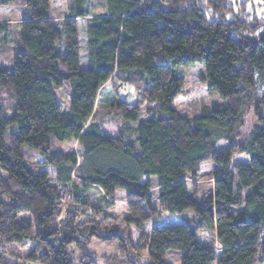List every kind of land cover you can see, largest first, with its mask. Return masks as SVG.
<instances>
[{"label": "trees", "instance_id": "obj_1", "mask_svg": "<svg viewBox=\"0 0 264 264\" xmlns=\"http://www.w3.org/2000/svg\"><path fill=\"white\" fill-rule=\"evenodd\" d=\"M255 1L67 0L56 20L50 0H23L12 68L0 66V264H163L167 250L180 264H264V0ZM9 30L0 22V43ZM193 64L227 105L184 117L179 72ZM93 238L119 253L96 256Z\"/></svg>", "mask_w": 264, "mask_h": 264}, {"label": "rangeland", "instance_id": "obj_2", "mask_svg": "<svg viewBox=\"0 0 264 264\" xmlns=\"http://www.w3.org/2000/svg\"><path fill=\"white\" fill-rule=\"evenodd\" d=\"M255 1V0H254ZM260 2V0H256L253 2L254 5H257L256 2ZM68 2L67 0H50V7L49 12L51 17L56 18V20H62L67 15V8ZM255 13L257 15L261 14L262 8L258 6L255 7ZM248 11H252L253 8L248 5ZM29 15L28 10L26 9L23 0H14L11 5L8 6L6 9L0 10V22L7 23L9 26V33L7 34V42L0 43V66H7V68H12V55L13 49L17 43V33L15 26L24 18ZM81 36V34H80ZM3 36L0 35V39ZM2 40V39H1ZM0 40V41H1ZM3 41V40H2ZM83 65V62H82ZM180 75L183 77L184 83L181 88V92L178 94L177 98L175 99L174 108L178 111L181 116L184 117H191L193 116L198 108L203 105L208 107L212 106H225L227 105V100H224L218 97L216 94H211L205 85V82L201 80V77L204 76L203 66L200 64H193L187 67L185 70L179 72ZM57 97L61 105V109H66L67 107V88L63 87L58 89ZM7 103V102H6ZM105 122H108L107 130L111 133L115 132L116 126L113 122H111L109 117H105ZM251 120V121H250ZM253 119L249 117L248 125L246 130L249 129L251 122ZM63 148L65 151L70 152L76 149L74 143L63 144ZM33 158V155L30 156V160ZM237 161L242 163H247V156L246 154H240L236 157ZM208 174L202 173L200 178L196 181V185L202 187L204 189V185L209 183ZM152 183L154 181L152 180ZM116 210L117 212H121L124 209V201H123V194L121 191L116 192ZM182 216L185 218H190V212L182 213ZM218 248L220 245L216 244ZM88 250L93 252L98 257H112L114 254H118L119 251L116 249L114 244H111L107 241H102L100 239L93 238L87 245ZM118 258H122L118 256ZM163 264H180L181 262V254L175 250H167L162 257ZM99 264H103L100 260ZM119 264H125L122 261ZM214 264V263H212Z\"/></svg>", "mask_w": 264, "mask_h": 264}]
</instances>
